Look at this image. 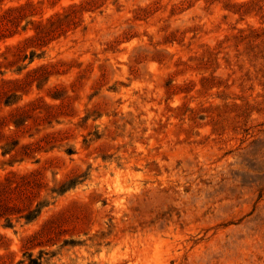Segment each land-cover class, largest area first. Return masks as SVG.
<instances>
[{
    "label": "rangeland",
    "instance_id": "374dc122",
    "mask_svg": "<svg viewBox=\"0 0 264 264\" xmlns=\"http://www.w3.org/2000/svg\"><path fill=\"white\" fill-rule=\"evenodd\" d=\"M23 176L0 264H264V0H0Z\"/></svg>",
    "mask_w": 264,
    "mask_h": 264
},
{
    "label": "trees",
    "instance_id": "16d2710c",
    "mask_svg": "<svg viewBox=\"0 0 264 264\" xmlns=\"http://www.w3.org/2000/svg\"><path fill=\"white\" fill-rule=\"evenodd\" d=\"M10 184L2 185L0 184V213L2 216H6V213L9 211L18 212L21 214L20 218H24L27 222H33L38 218L41 213V208L31 209L24 205V199L22 197L26 196V199H29L28 188L32 187V183H36L35 180H29L28 177H21V184H14V181L8 179ZM63 192V191H61ZM18 200L22 202V207L19 205ZM1 216V215H0ZM9 219V218H7ZM31 264H38L37 261L31 258Z\"/></svg>",
    "mask_w": 264,
    "mask_h": 264
}]
</instances>
